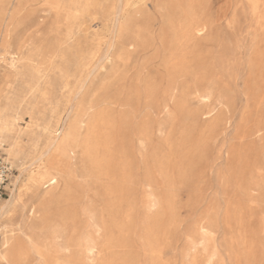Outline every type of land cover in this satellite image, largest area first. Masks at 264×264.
I'll use <instances>...</instances> for the list:
<instances>
[{
    "label": "rangeland",
    "instance_id": "1",
    "mask_svg": "<svg viewBox=\"0 0 264 264\" xmlns=\"http://www.w3.org/2000/svg\"><path fill=\"white\" fill-rule=\"evenodd\" d=\"M117 1L74 20L64 2L0 0L5 125L40 152L71 104L81 120L62 179L22 189L2 220L13 264H264V0H130L120 29ZM1 140L8 199L29 161Z\"/></svg>",
    "mask_w": 264,
    "mask_h": 264
},
{
    "label": "bare ground",
    "instance_id": "2",
    "mask_svg": "<svg viewBox=\"0 0 264 264\" xmlns=\"http://www.w3.org/2000/svg\"><path fill=\"white\" fill-rule=\"evenodd\" d=\"M51 1H53V3L56 6H58L59 5L58 3L61 2L69 4V6L73 9V14H71L72 18L74 20H78L81 13L84 11L83 8L86 7L85 4L87 3L88 0H51ZM249 1L253 5L257 4V0H249ZM117 2H118V7L114 16V28L119 27L120 29L121 25H119V17L123 13L124 7L130 4V0H118ZM202 30L203 29H197L196 32L199 33ZM93 34L95 35L94 32ZM256 37L259 41L263 40L264 27L260 28L257 31ZM5 51L6 50L4 48L1 50L2 58H5V55L9 54ZM9 55L12 56L10 58L11 62L21 59L20 58L21 54L19 52L16 53V55H11V54ZM98 64L94 65L88 71L83 70L78 73L79 85L74 95L73 98L74 100L78 99V97L81 94V91L85 88L86 79L92 76ZM15 73H16V68L14 64H9L8 68H6L1 75L2 82L6 83L9 79H12L13 74ZM2 93H3V89L0 90V148L4 147V143L1 139H4V135H6L7 146H8L7 149L8 157L13 160L15 159L20 160L23 158L24 160L29 161L28 165L23 160L20 162L19 166L22 168L21 175H25L26 178L22 186H20V189H18V194L14 193L16 190L11 191L9 198L3 199L0 202V233H2L0 262H4L6 264H13L15 263L14 258L20 257V248L14 239V234H13L14 232L13 229L11 228V225L6 222H2V220L14 211L15 204L17 203V201H20V196H21L20 192L22 191V189L25 191V193H29L32 191V188H34L36 185H40L41 187H43L45 184H49L53 186L59 180L62 179L63 174L57 170L54 164L55 159L57 154L62 149L61 147H64V152L68 150L71 155H74L76 153V150L74 148L68 149L67 142L70 132L73 128L74 122L76 124H79L81 123V120L73 118L75 105L71 104L65 111L64 115H62V117H60V119L58 120L57 128L54 131L53 140L44 150L39 152L36 144L28 139V134L21 132L18 129H15L13 124L12 125L10 124L9 126L5 125L7 124L6 112L8 110V106L4 100H1L3 96ZM24 138H26L28 142H31L30 146L24 143L23 141ZM51 170L53 171V174L50 173ZM16 183H18V178L15 179L14 184ZM41 199H43V195H41L40 193L32 194V200L40 201ZM31 212L32 209H30V213Z\"/></svg>",
    "mask_w": 264,
    "mask_h": 264
},
{
    "label": "built area",
    "instance_id": "3",
    "mask_svg": "<svg viewBox=\"0 0 264 264\" xmlns=\"http://www.w3.org/2000/svg\"><path fill=\"white\" fill-rule=\"evenodd\" d=\"M12 173L11 166L8 164L0 153V202L5 196V187Z\"/></svg>",
    "mask_w": 264,
    "mask_h": 264
}]
</instances>
